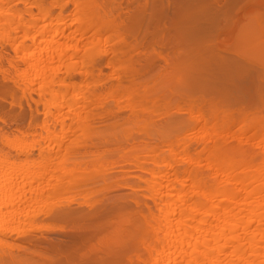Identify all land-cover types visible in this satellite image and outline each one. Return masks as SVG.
Wrapping results in <instances>:
<instances>
[{
    "label": "bare ground",
    "instance_id": "6f19581e",
    "mask_svg": "<svg viewBox=\"0 0 264 264\" xmlns=\"http://www.w3.org/2000/svg\"><path fill=\"white\" fill-rule=\"evenodd\" d=\"M0 94V264H264V0H0Z\"/></svg>",
    "mask_w": 264,
    "mask_h": 264
},
{
    "label": "rangeland",
    "instance_id": "374dc122",
    "mask_svg": "<svg viewBox=\"0 0 264 264\" xmlns=\"http://www.w3.org/2000/svg\"><path fill=\"white\" fill-rule=\"evenodd\" d=\"M18 98L14 99L13 105L9 103V98L7 99L4 98L3 95L0 94V118L4 119L5 122H1L0 120V129L3 131L2 137H7L8 139H13L15 136L18 135V133L15 131V125H14V119L17 115V113H20V110L22 109L25 110L26 107L23 104L22 101H20V107L18 106ZM25 121L23 122V124ZM25 126V124H24ZM4 144H2L1 139H0V147H3ZM102 241V238L98 235H95L90 241L80 242L78 245L77 250H75V256H79L76 259V262L85 259L86 261L88 260H96L94 258L100 256V253H102V248L103 245L100 243ZM129 252H127L126 255H124V258L126 259V256L128 255ZM131 254V252H130Z\"/></svg>",
    "mask_w": 264,
    "mask_h": 264
}]
</instances>
